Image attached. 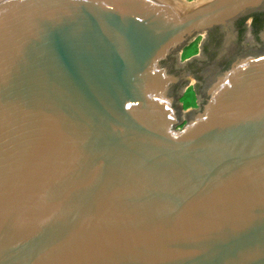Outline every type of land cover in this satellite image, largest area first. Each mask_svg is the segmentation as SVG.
Instances as JSON below:
<instances>
[{
	"label": "water",
	"instance_id": "obj_1",
	"mask_svg": "<svg viewBox=\"0 0 264 264\" xmlns=\"http://www.w3.org/2000/svg\"><path fill=\"white\" fill-rule=\"evenodd\" d=\"M260 12L0 0V264H264V37L237 30Z\"/></svg>",
	"mask_w": 264,
	"mask_h": 264
},
{
	"label": "flooded vegetation",
	"instance_id": "obj_2",
	"mask_svg": "<svg viewBox=\"0 0 264 264\" xmlns=\"http://www.w3.org/2000/svg\"><path fill=\"white\" fill-rule=\"evenodd\" d=\"M237 30L240 37V42L249 45L260 46L263 43L264 37V12L255 13L246 16L237 22ZM201 51L196 56L191 58L180 57V62L183 68L191 66L192 71L186 83L188 86H193L198 89L200 84V76L198 75L201 63L208 61L214 54L218 39L214 36H201ZM199 97V106L201 104V95ZM186 120V119H185Z\"/></svg>",
	"mask_w": 264,
	"mask_h": 264
},
{
	"label": "rangeland",
	"instance_id": "obj_3",
	"mask_svg": "<svg viewBox=\"0 0 264 264\" xmlns=\"http://www.w3.org/2000/svg\"><path fill=\"white\" fill-rule=\"evenodd\" d=\"M184 2H193L196 0H182ZM201 36H198L197 38L193 39L189 45L184 48V50L181 52V56L182 59L184 58H190L193 55H197L199 53V43L201 42L200 40ZM180 102L183 103L182 105V109L188 110L190 108H194L197 109L199 108V105L197 103V95H196V91L195 88L191 85V86H186L183 95H181L180 97Z\"/></svg>",
	"mask_w": 264,
	"mask_h": 264
}]
</instances>
